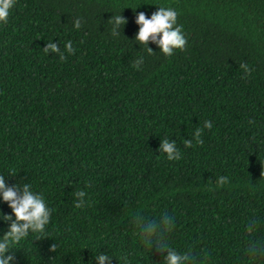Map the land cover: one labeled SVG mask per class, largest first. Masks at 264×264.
Wrapping results in <instances>:
<instances>
[{"label":"trees","instance_id":"obj_1","mask_svg":"<svg viewBox=\"0 0 264 264\" xmlns=\"http://www.w3.org/2000/svg\"><path fill=\"white\" fill-rule=\"evenodd\" d=\"M159 7L177 11L187 39L171 57L135 41L137 15ZM115 15L127 21L116 37ZM49 41L64 61L43 51ZM205 121L213 127L197 144ZM165 138L179 161L158 151ZM0 175L31 184L52 210L42 240L30 232L7 253L12 264H98L100 254L163 264L137 213H167L171 247L198 264L204 252L205 264H264L247 253L249 239L264 241V0H17L0 25ZM220 176L229 182L218 186ZM2 215L12 210L0 197V238Z\"/></svg>","mask_w":264,"mask_h":264},{"label":"clouds","instance_id":"obj_2","mask_svg":"<svg viewBox=\"0 0 264 264\" xmlns=\"http://www.w3.org/2000/svg\"><path fill=\"white\" fill-rule=\"evenodd\" d=\"M16 2L17 0H0V25L7 24L10 12L16 5ZM177 18V11L171 7H159V10L153 13L150 19L143 12L139 13L136 17L139 31L135 41L145 45L149 54H154L153 50L148 47L149 42L156 44L165 57L173 56L178 50H186L187 39L183 32V26H177ZM108 22L112 24L111 34L114 37L121 34V26L124 27L127 23L121 15L113 16ZM81 26V20L79 18L76 19L74 27L80 29ZM64 48L68 54L75 52L71 41H68ZM43 51L46 54H58L60 61L65 60V52H62L60 46L52 41L47 42ZM143 63V57H140L133 62L132 67L140 70ZM239 67L243 70L245 76L251 75V69L247 64H240ZM250 123L252 122L250 121ZM212 127L211 121H205L203 129L196 127L194 139L197 144H203V140L201 139L203 130H211ZM184 145L187 148H191L193 140H185ZM158 151L165 153L168 161H179L182 158L176 142L170 141L169 138L162 140ZM228 182L226 176H220L216 181L218 186H223ZM74 196L76 197L74 207L78 209L84 208L86 205V193L84 191H77L74 193ZM0 197L12 210V215H2V219L5 222H10V226L3 238H0V264H12L15 257L7 253L12 252L30 232L37 234V241L42 240L41 237L45 234L46 226L50 223L52 210L47 207L42 195L36 194L31 190V184L24 183L22 185L8 186L3 175H0ZM13 216L15 217L14 220ZM133 222L147 248L152 251L153 246H155L156 250L160 253H167L163 264H198V257L192 250L180 254L171 247L167 234L172 231L174 222L167 213L161 214L159 221L148 220L142 214L137 213L133 218ZM255 226L256 221L250 220L246 225L247 233L252 234ZM56 248L57 245L53 244L50 250L55 252ZM247 253L252 260L264 257V241L249 239ZM95 259L98 264H111L112 257L100 254ZM207 259L208 253L204 252L202 258L199 259V264H205ZM120 260L122 264H129L126 255L121 256Z\"/></svg>","mask_w":264,"mask_h":264}]
</instances>
